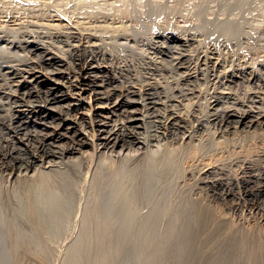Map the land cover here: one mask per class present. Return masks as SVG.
<instances>
[{"label": "bare ground", "instance_id": "bare-ground-1", "mask_svg": "<svg viewBox=\"0 0 264 264\" xmlns=\"http://www.w3.org/2000/svg\"><path fill=\"white\" fill-rule=\"evenodd\" d=\"M32 1L34 2L35 0H32ZM79 1L80 0L75 1V2H78V4L80 2L82 3V1H80V2ZM109 1L110 0H101V2L95 1L96 4L98 3V5H99V6L95 7V8L99 7L98 9H96L97 14H99L98 11H99L100 7L104 6L103 8H105L106 5H108L107 3ZM185 1H187V0H185ZM185 1L183 2L184 4L186 3ZM210 1H212V0H210ZM28 2H30V0ZM36 2H37V0H36ZM44 2H45V0H44ZM69 2L71 3V1H69ZM95 2H93V3L95 4ZM114 2H116V1H114ZM132 2H133V0H132ZM148 2L150 3L151 1H147V3ZM47 3H49V2H47ZM129 3H130V1H129ZM137 3H138V1H137ZM144 3H146V2H144ZM57 4H56V6H54V5H52V6L56 7V9L58 10ZM74 4L75 3H73V5ZM141 4L143 5V3H141ZM169 4H170V2H169ZM27 5H29V4H27ZM27 5H26V7H28ZM36 5H37V3H36ZM126 5H127V3H126ZM201 5H203V4L201 3ZM30 6H32V5L30 4ZM41 6H42V4H41ZM46 6H47V4H46ZM180 6H182V5H180ZM210 6H209V8H210ZM34 7H35V4H34ZM36 7H38V9H40L39 6H36ZM93 7L94 6H92V8ZM60 8L62 9V7H60ZM103 8H101V9H103ZM107 8H106V10H107ZM22 9H24V7ZM35 9H37V8H34V10ZM112 9L114 10L115 7L113 8V6H112ZM150 9H153V8L150 7ZM84 10H86V9H84ZM90 10H93V9H90ZM113 10H111L112 13H109V12H111L109 10V8L106 12L103 9L104 12L100 13V14H102L101 17H98L100 14L98 16L97 15L95 16L94 13L90 12L91 14H93L92 17L94 16V19H92L91 23L92 22H99L100 19H102V20L104 19L103 21L106 23L109 20V18H111V20H112V17H113V20L115 21L116 15L117 16L120 15V17L118 16L119 18H121L120 20H123V19H125V17H127V16L123 17L124 14H126L127 12L124 13L123 15L117 14V13L115 15V13H113ZM155 10H156V8H155ZM175 10H177V9H175ZM23 11H25V10H23ZM38 11H36V12L38 13ZM49 11L50 10H48V11L46 10V13H48ZM71 11H72V8H71ZM179 11H181V10H179ZM63 12L65 13V11H63ZM63 12H61L60 14H62ZM3 13H4V11H3ZM5 13H6V10H5ZM28 13H27V15H28ZM49 13H52V12L50 11ZM49 13H48V15H49ZM91 14H90V17H91ZM95 14H96V12H95ZM178 14L181 15L180 13H178ZM6 15H8V14H6ZM20 15H22V14H20ZM24 15H26V13H24ZM24 15H22V16H24ZM29 15H30V13H29ZM42 15H44V14H42ZM70 15H71V13H70ZM74 15L75 14H73V16ZM80 15H82V14H80ZM87 15H88L87 18H90L88 12H87ZM146 15H147V13H146ZM16 16H14V17H16ZM32 16H34V15L31 14V17ZM39 16H41V14ZM52 16H53V14H52ZM110 16H112V17H110ZM28 17H30V16H28ZM43 17H46V16H43ZM64 17L65 16H63V18ZM81 17H86V15L81 16ZM118 17H117V19H118ZM158 17H160V16L158 15ZM187 17H185V18L187 19ZM69 18H70V16H69ZM8 19H10L9 16H8ZM126 19H128V17ZM0 20H1V18H0ZM173 20H174V18H173ZM67 21H68V19H67ZM75 21H77V22L74 23V21H72V23H74V25L77 24L79 20H75ZM87 23H88V21H87ZM157 23H158V21H157ZM192 23H193V21H192ZM114 24L115 23H113L112 25L115 26ZM119 24H121V23H119ZM122 24H123V22H122ZM56 25H58V24H56ZM63 25H61V26H63ZM177 25H179V24H177ZM50 26H52V25H50ZM53 26H55V25H53ZM85 26L87 27V25H85ZM96 26L93 27L91 25L92 28H89V26H88V28L85 29L79 25V26L74 27L76 29V31H74L71 28L73 30V32H71L70 37L73 39V43L70 42L71 44L69 45V47L67 49L66 48H64V50H62L63 48L60 50L56 49L58 51L57 53L53 52L52 48H50L51 50L49 48H46V49L43 48V50H42V48L39 47L40 44H36L34 42L33 43H27V41L24 40V41H26V44H24L25 46H22L23 44H21V46L20 45L19 46L22 47L24 50H27V49L28 50H27V52H25L26 55L23 56V57H25V60H23V58H22L23 61L18 60V62L21 61V64L9 65L10 64L9 63L7 65L6 63H3V62L0 63V76L2 77L3 80H6V82L8 81V85H7L8 87L9 86L12 87V89L8 88L11 91L5 92L6 98L10 100L9 110H10V113L12 112V115L9 118L4 119V118H2L1 113H0V126L8 129V131H9V133H7L8 136L0 135V191L3 190V192H4L1 200H3L4 202L5 201L8 202L9 208L11 206V209H13V210H11V213L12 212L14 213V211H15L16 215L20 216V218L25 219L26 222L28 221L29 224L34 227V230L37 229L38 231L39 230L44 231L46 229V224H49L50 221H53L52 223H54V225L57 224V223L55 224L54 221H56L57 215H61L60 213H58L59 210H61V211L63 210V212H64L65 208L64 209H61V208L63 207L62 205L65 203L62 200L63 204L61 205V203L59 202L60 196H61V198H63L62 197L63 194L67 195V193L70 192L69 190H71L72 187H74V188L77 187V189H78V187H86V186L87 187L89 186L88 188L93 190V193H95L97 195L101 194V193L104 194L105 192H107V190H106L107 188L110 189L113 187L117 188L118 189L117 192L121 193L122 190H120V188L125 190L126 189L125 187H127L126 183L130 182L129 184H132L133 182H131V180L132 181L134 180V179H132V178H134V174L132 173L131 174L132 176H131L129 174L130 173L129 170L128 169L125 170V168H124L125 162L129 161V160L127 161V159L130 157H131V159L133 157H136L139 160V158H140L139 156L141 154H143L142 152H140V150H142V149L144 150L145 147L151 146L153 143H154V146H157V145H159L158 143H160V141L162 142L163 140H165V141H163V142H165V144H163V145H165V149L159 148V146L162 145V144H160L157 148L159 150H156V151L157 152L158 151L161 152L163 150L167 151V153L166 152L165 153H166V155H168V153H170L169 156L162 157L163 156L162 155L160 158L162 160H158L161 162L155 163L154 159H152V155H150V156L147 155V157H145V158L148 159V157H151L152 160L150 159L151 161L149 160V162L147 160L148 163H146V164L142 163L143 166L141 168L140 175L142 174L144 177L147 175L149 176V174H151L153 170H154V172H153L154 176L157 173H158L157 174L158 176H162L164 174H169V173L171 174V172L177 171V169H175V162L177 161V159L184 161L183 162L184 175L182 176L179 174L181 176L180 178H181V181L183 184V186H180V187L183 188L184 186H186V187L189 186V188H190V190H189L190 196L189 197H191V200L189 201L190 204H189L188 210H190L191 219H193V222L196 225V232H195L196 237L195 238L198 239L199 245L196 248L195 254L197 253L196 255H198L197 256V258H199L198 260L199 261L202 260V263H204L203 258H204V261H205V257H207V256L211 258V256H210L211 254L209 255V253H208L209 251L214 252V251H212L213 249H216V248L222 249L223 248V250L226 251L225 255L229 256V257L227 256L228 257L227 259L230 258L231 260H234V259L236 260L238 258H241L242 260L241 259L240 260L243 261L242 257H244L246 259V260H244V262L246 261L247 264H264V107H263V101H262L263 96L261 95L262 98L260 96V94H264V80H263L264 78L262 79L261 75L258 72H256L253 68H251L249 65H242V67L240 66V68L238 70L232 71L231 73L227 72L224 74V76H222L218 79H216L217 77L215 76L216 78L212 79V81H213L212 86L214 87V91L209 93L210 97L207 99L208 104L206 105L207 110L204 109L206 112L205 113L203 112V114H202L201 113L202 110H201V112L199 111L198 101H194V99H196V98L199 99V97L202 96V91L200 89V86L197 85V83H199L198 81L201 79V77L197 76L194 72H198V70L201 69L200 66H204L203 69L205 67H207L205 69L212 68L214 71V68L218 67L219 63H218V61H215V60L213 61L211 57H208L205 55L199 59L200 61L198 60V56H197L198 61H191L190 60V55H191L190 52H192V54H193V52H194L193 49L196 47V45L194 47V44L195 43L197 44L196 41H198L197 40L198 38L196 39L193 36L196 33H194L193 35H187L184 33L180 34L181 31H180V33H177L174 31H168V32H161L156 36L157 41L155 43V46H156L155 48L160 53H165V51H167V53L170 52V54H171L172 52L177 51V50L178 51L179 50L185 51L188 48L190 49V50H188L190 52L187 54L184 53V51H182V52L179 51L178 56L174 57V60L176 58L177 69H179V71L181 70V72H182L181 74H183V78L182 77L181 78L183 79V81H185V85L188 83L187 81L190 82V80L191 79L193 80V78H194V80H197V82L196 81L194 82V83H196V86H191L188 88L186 85L187 88L183 94H181V92H179V93L177 92L178 94L176 97L178 98V100L174 101L171 99L170 100L166 99L167 101L166 100L162 101L163 98L160 96V93H161L160 89H158L154 85L152 86L148 83H147V85H143V86L135 85V83H133V84H128V85L118 87L117 84L113 85L114 78H112V77L104 76V78L102 80H99L97 78L91 79L89 77L91 75L90 73L93 72V71H91L92 69L97 71L98 73H103V74L107 73L109 71L108 65L110 63V62L108 63V60L112 59V57H113L112 55H110V57H108V55H107L108 53L105 54L103 52L102 47H104V46H102L101 41L99 44L97 43L99 36L102 34L99 35L100 32L98 33V31H96V30H100L103 27L98 24L99 28L101 27L99 29ZM106 26H107V24H106ZM122 26L124 28L126 25L124 26V24H123ZM122 26H121V28H122ZM131 26H133V25H131ZM187 26H188V24H187ZM67 27H69V26L67 25ZM157 27H159V26L157 25ZM167 27H168V25H167ZM172 27H173V25H172ZM196 27L197 26H195V28ZM104 28H105V26H104ZM118 28L119 27L117 25V29ZM179 28H180V26H179ZM107 29H108V27L106 28V31L109 32V30H107ZM120 29H118V30L120 31ZM166 29H169V28H166ZM166 29H164V30H166ZM60 30H58L57 33H60L61 32ZM103 30L105 32V29H103ZM118 30H116V31H118ZM125 30L126 29H124V31ZM127 30H129V29L127 28ZM175 30H177V29H175ZM2 31H0V32H2ZM124 31H121L122 33L121 32L117 33V36H120L118 34L126 35V33L125 34L123 33ZM28 32H30V31H28ZM101 32H102V30H101ZM22 33H23V31H22ZM39 34H40V32H39ZM60 34H62V33H60ZM189 34H191V33H189ZM36 35H38V34H36ZM113 35H114V33H113ZM138 35H140V34H138ZM129 36L132 37L133 35H129ZM129 36H127V37H129ZM1 38H4V36L0 35V39ZM5 38H8V37H5ZM115 38H117V37H115ZM123 38H125V37L123 36ZM158 38H159V40H158ZM21 39H22V37H21ZM24 39H25V37H24ZM65 39H67V36ZM100 39H102V38H100ZM104 40H102V41H104ZM19 41H21V40L19 39L18 42ZM18 42H17V44H19ZM43 42H44V40H43ZM151 43H154V42H151ZM41 44H43V43H41ZM100 44L102 47L100 46ZM45 45H46V43H45ZM200 45L201 44L199 43L198 46L200 47ZM50 46H52V45H50ZM198 46L196 48H198ZM2 47H4V46H2ZM152 47L154 48V46H152ZM0 50H1V48H0ZM6 50H8V49H6ZM7 52H9V50ZM28 52L30 53V55L28 54ZM200 52H202V51H199L197 53H200ZM220 52H221V50H220ZM11 53H12V51H11ZM19 53H21V52H19ZM14 54H15V52H14ZM60 54H63V55H60ZM201 54H203V52ZM208 55H210V54H208ZM34 56L37 57V59H35ZM171 56H173V55H171ZM12 57H14V56H12ZM16 58H18V57H16ZM8 59H10V58H8ZM162 59H164V58H162ZM12 60H9V61H12ZM14 61L15 60H13V62ZM110 61H112V60H110ZM169 61H171V59ZM122 66H123V64H122ZM253 66H254V63H253ZM118 68H119V66H118ZM203 73H204V71H203ZM212 74H213V72H212ZM213 76H214V74H213ZM210 77H211V75H210ZM236 78H237V80H236ZM177 79H180V78H177ZM214 80L216 82H214ZM240 80L243 81V85H244V83L246 85V86L244 85L246 88L244 90L245 94L243 92L244 95L242 97H240L239 96L240 94H238L237 92L232 93L231 91L228 92L229 90L228 91L226 90V87L231 89L230 88V87H232L231 83L236 84ZM241 81H240V83H241ZM190 83H192V82H190ZM3 85H2V87H3ZM60 85H63L66 88V90L65 91L62 90V87H60ZM108 85H113L110 90H106L108 88L107 87ZM189 85H191V84H189ZM199 85H200V83H199ZM205 85H206V83H205ZM202 87H204V86H202ZM0 88H1V86H0ZM181 88H183V87L181 86ZM206 88H208V87H206ZM224 89L227 92H224L223 91ZM170 90H171V88H170ZM66 91L69 92V94H70L69 96H68V93ZM180 91H181V89H180ZM234 91H236V90L234 89ZM59 92L62 94H59ZM87 92H89L91 100L93 99L95 102L96 101H104V103H99V105L105 104L106 106H104L102 108H97V109H102L101 112H107V115H103L102 113H98V111H97V113L94 112L93 111L94 106L91 105V100H90V102H88L91 110H90L89 114H87L88 117H86V118H89V122H87V124H89L91 131H88L86 129V124L84 123V121H85L84 120V113L82 112L81 104L74 103V101H77L80 103H82V101H85L84 98H86V96H84L83 94H85ZM162 93H164V92L162 91ZM72 94L77 95V97L73 98ZM3 95H4V93H3ZM135 95H138L139 98L143 101L141 112L134 107V103H136V102H134V100H132V98ZM70 96L75 100H73L72 103L68 104V106H66L64 109H60L59 112H54L53 108L48 107V105H50L52 102H56L58 99H60L59 97H62L64 99L68 100L70 98ZM147 101H149V102H147ZM169 101H173V102L169 103ZM187 101H188V103H185ZM42 103H44V104H42ZM111 103L114 104L113 108L108 107ZM258 104H260V105H258ZM99 105H98V107H100ZM180 107H183L184 111L181 110ZM3 109L4 108L0 107V112L3 111ZM139 112L142 113V116L144 118L142 121V123H143L142 127L144 128L143 129L144 131H139L138 128H140V126L137 124H134L135 121L139 119V117L137 115V113H139ZM254 112H256V114H254ZM181 113H183L184 116ZM7 116H8V114H7ZM114 117H116V119H114ZM150 118L152 120H150ZM56 120H61V122H63V124H68V125L77 124V126L79 127V129L81 131V134H79V135L76 134L74 136H67V134L62 133V132L58 133V132L51 131L49 129L50 127L48 124L52 123ZM82 120H83V122H82ZM109 122L114 123V125H112L111 127H107ZM31 125L35 126L37 128V130H30L29 128H32V127H30ZM241 125H244L245 127H250V128L254 127L255 128V133L253 135H251L252 140H246V138L244 139V136L241 137L242 139H240V136H238L239 138H236L234 136H233L234 138L231 137L232 134L238 133V135H239V132H241L239 130ZM57 126L60 127L61 124H58ZM211 128H212V130L209 131V129H211ZM62 129L68 130L70 128L61 127L60 130H62ZM1 130H3V128H1ZM207 130H208V133L211 134V136L213 137V138L211 137V139L215 138V139H219V140H216L217 143L215 144V147L213 150L209 149V150H211V152L209 154H203L206 152L201 153V151H203V150H201V146H203V145H201L200 143H201V140L203 138L207 137L209 134L207 136L205 135V137H204V136H202L201 131H207ZM5 131H7V130H5ZM198 132L200 133L199 135H198ZM1 133H2V131H1ZM196 133H197V135H196ZM204 133L205 132H203V134ZM10 134H11V140L9 138ZM82 134H84V136H80ZM64 137L68 138L67 142H62V138H64ZM205 140H206L205 142L210 141L207 139H205ZM195 141H199V142L195 144L194 143ZM205 142H202V144ZM179 143H180V146L177 145ZM212 143H214V142H212ZM176 145L179 147H176ZM204 145H206V144H204ZM23 147H24V149H22ZM195 148H196V150H195ZM147 149H149L150 153L153 154V152L155 151L156 148L154 150H150V148H147ZM163 152H162V154H163ZM132 153H134V154H132ZM159 153H158V155H159ZM130 154H132V155H130ZM155 155H157V154H155ZM125 159H126V161H125ZM133 159H135V158H133ZM146 159H145V161H146ZM136 162H137V159H136ZM150 166L151 167L153 166L152 171H151ZM136 171H137V169H136ZM175 172H174V175H175ZM64 174H67L70 178L66 177L67 175L65 176ZM153 174H151V175H153ZM160 174H162V175H160ZM62 175H64L63 177H66L67 179L68 178L72 179L73 184H71L72 181H71V183H68L70 181L67 182L66 179H64L62 177ZM157 175H156V177H157ZM174 175H173V178H174ZM164 177H166V176L164 175ZM164 177H163V179H165ZM142 178L143 177H141V179ZM123 179H127L126 183H125V180H123ZM135 179H136V176H135ZM156 179H158V178H156ZM166 179H167V177H166ZM151 181H153V180H151ZM139 183H140V180H139ZM123 184H126V185H124V187H123ZM137 184H136V187H137ZM159 184H160V182H159ZM144 185H145V182H144ZM139 188H141V187H139ZM147 188H148V186H147ZM67 189L69 192L67 191ZM80 189L81 188H79V190ZM150 189L151 188H149V190ZM81 190H80V192H81ZM132 190H134V189H132ZM135 190H137V189H135ZM145 191H146V189H145ZM110 193H111V191H110ZM120 193H118V194H120ZM178 193H179V191H178ZM180 193H182L181 196H183V192H180ZM72 194H73V191H72ZM122 194H120V195H122ZM144 194H146V192L143 193V195ZM147 194H148V192H147ZM184 195H186V194H184ZM124 196L126 197V194ZM127 196L131 197L129 194ZM179 196H180V194H179ZM122 198H123V196H122ZM153 198H155V197H153ZM142 199H144V196ZM1 200H0V202H1ZM123 200H124V198H123ZM181 200H183V199H181ZM112 201L114 202V200H112ZM130 202H131V200H130ZM128 203H129V201H128ZM117 204H118V202H117ZM123 204L126 205L127 202H126V204L122 203V205ZM145 204H146V202H145ZM157 204L158 203H156V205ZM166 206H167V204H166ZM111 207H112V205H111ZM140 207H142V206H140ZM94 208H96V207L93 206V209L91 207L88 210V212L85 211V213H87V214L84 213L85 214L84 217H86V220H85V218H83V220H84L83 224L85 223L87 225V227L88 226L91 227V225L95 226V227H92L93 228L92 231L94 232L95 237H97L96 234L97 235L99 234L100 236H101V234H104L105 236H106V234H108V235L111 234V233H109V232H111L109 223H107L108 221H106V219H108V218L107 217L100 218L101 216H99L98 210H97V212H98L97 213ZM118 208H119V206H118ZM126 208H127V206H126ZM128 208H127V210H128ZM130 208H131V206H130ZM152 208L155 209L154 206H152ZM169 208L170 207H168V209ZM143 209H145V208H143ZM163 209H161V210H163ZM182 209H183V207H182ZM123 210H126V209H124V207H123ZM4 211H5V209H4ZM143 211H145V210H143ZM156 211L157 210H155V212ZM123 212H126V211H122V213ZM147 212H149V211H147ZM175 212H177V211H175ZM126 213H129V212L127 211ZM163 213H164V211H163ZM62 214L66 215L67 213H62ZM96 214H98V216ZM152 214L154 216V213H152ZM159 214H162V213L160 212ZM100 215H102V214H100ZM116 215H118V214H116ZM123 215H124V213H123ZM17 216L15 218L16 220L18 218ZM120 216H122V214ZM126 216H125V218H126ZM150 216H152V215H150ZM58 217L61 218L62 215L58 216ZM68 217H70V216H68ZM68 217H67V219H68ZM123 217L124 216H122V218ZM141 217H142V215H141ZM181 217H183V216H181ZM10 218L12 219V217H10ZM125 218H123V219H125ZM183 218H185V217H183ZM3 219H1V220H3ZM102 219H105V220L102 221ZM167 220H169V219H167ZM6 221H8V220H6ZM62 221L65 223L66 218H65V221L63 219H62ZM131 221L132 220H130V223L132 224ZM150 221H151V219H150ZM150 221H149V223H151ZM58 222H60V221H58ZM112 222H113V220H112ZM136 222H138V221H136ZM152 222L154 223V221H152ZM187 222H190V221H187ZM27 223H25V224H27ZM21 224L24 225V223H21ZM185 224H187V223H185ZM49 225H51V224H49ZM86 225H85V227H86ZM174 225H176V224L173 223V226ZM3 226H5V224ZM57 226H59V225H56V228H57ZM179 226H181V224ZM52 227H53V225H52ZM47 228H48V225H47ZM53 228H52V230L55 231V229H53ZM9 229H11V228H9ZM49 229H46V230L49 231ZM59 230H60V228H59ZM151 230H153L152 227H151ZM15 231H17V230H15ZM86 231H88V229ZM17 232L19 233L20 230ZM34 232H37V231H34ZM40 232H41L39 234L40 236L47 234V233H45L46 231L44 232L45 234H42L43 233L42 231H40ZM182 232L183 231H181V233ZM14 233H16V232H14ZM18 233H16V234H18ZM27 233H29V232H27ZM89 233L90 232H88V233L86 232V234H89ZM173 233H175V232H173ZM25 234H22V236ZM51 234H52V231H51ZM91 234H89V235H91ZM47 235H49V234H47ZM26 236H27V234H26ZM92 236H93V234H92ZM6 237H7V235H6ZM12 237L13 236H11V239H12ZM47 237L48 236H46V238ZM102 237H103V235H102ZM125 237H127V236H125ZM175 237H176V235H175ZM192 238H193V236H192ZM40 239H41V237H40ZM45 239L43 238V241ZM107 239H108V237H107ZM110 239H113V238H110ZM51 240H53V239H50V241L49 240L48 241L51 242ZM31 243L33 244V242H31ZM44 243H46V241ZM196 244H198V242ZM184 245H185V243H184ZM34 246H35V244H34ZM186 246H188V245H186ZM32 247L33 246H31V248ZM19 248H21V245H20V247H18V250H20ZM22 248H21V250H23L25 247L23 249ZM39 248H41V246ZM219 251H221V250H219ZM191 253H192V251H191ZM22 255H23V253L20 254V256H22ZM24 256H26V255H24ZM217 256H219V253ZM220 257L221 256H219V258H218L219 261L221 260ZM222 257H223V255H222ZM215 260H216V258H215ZM223 261H225V258ZM222 262L220 261V264ZM227 262H228V260H227ZM218 263L219 262H217L216 264H218ZM225 263H226V261H225ZM237 263L239 264L238 261H237ZM206 264H209V263H206ZM211 264H212V262H211ZM230 264H232V262H230ZM242 264H243V262H242Z\"/></svg>", "mask_w": 264, "mask_h": 264}, {"label": "rangeland", "instance_id": "rangeland-1", "mask_svg": "<svg viewBox=\"0 0 264 264\" xmlns=\"http://www.w3.org/2000/svg\"><path fill=\"white\" fill-rule=\"evenodd\" d=\"M28 1L29 0H26V1L25 0H8V1L7 0H0V10H1L0 11V18H1V20H0V31L3 30L2 32H0L1 33L0 35L4 36V38L0 39V48H1V50H0V53H1L0 54V63L3 62V63H6L7 65L9 63H10L9 65H13V64L19 65V64H21V61L18 62V60H22V58H23V60H25V57H23V56L26 55L25 52H27L28 49L24 50L20 46H21V44H23L22 46H25L24 44H26V41H27V43H33L34 42L36 44H40L39 47L42 48V50H43V48H45V49L46 48H49V49L52 48L53 52L57 53L58 52L57 50H60L62 48H63L62 50H64V48L67 49L69 47V45L71 43H73V39L70 37V35H71V32H73V30L76 31V29L74 27L80 25V26H82L83 28L86 29V28H88V26H89V28H92L91 25L93 27L97 25L96 27L99 28V26H98V24H99L103 28L100 27L101 28V29L99 28L100 30H96V31H98V33L100 32L99 35L102 34V35L99 36V39H98L97 43L99 44L100 41H101L102 46H104V47H102L101 44H100V46L102 47L103 52L105 54L108 53L107 54L108 57H110V55H112L113 57H112V59L108 60V63L110 62L109 65L107 64L109 66L108 67L109 71L107 73L103 74V73H98L97 71L92 69L91 71H93V72H91L90 73L91 75L89 76L91 79L97 78L99 80H102L104 78V76H109V77L114 78L113 85L117 84L118 87L119 86L128 85V84H133V83H135V85L143 86V85H147V83H148V84H150L152 86L154 85L156 88L160 89V92H161L160 96L163 98L162 101L166 100V99L167 100L171 99V100H174V101L178 100V98L176 97L177 94L179 92H181V94H183L187 87L189 88L191 86H196V83H194V82L195 81L197 82V80H194V78H193V80H194L193 81L191 79L190 82H192V83L187 81L188 83L186 84L187 85V87H186L185 81H183V79H182L183 78V74H181L182 73L181 70L179 71V69H177V64H176L177 60H176V58L174 60V57L178 56L179 51L182 52L184 50H179V51L177 50V51H174V52H172L170 54V52L167 53V51H165V53H160L155 48L156 47L155 43L157 41L156 36L159 33H161V32H168V31H174V32H177V33H180V31H181L180 34L184 33V34H187V35H193L194 33H196L193 36L196 39L198 38L197 39L198 41H196L197 44L195 43L194 47H195V45L197 47L199 45V43L201 44L200 47L199 46H198V48H196V47L194 48L193 47L194 48L193 49L194 50L193 54H192V52L188 51V50H190L189 48L187 50H185L186 52L184 51V53H186V54L190 52V54H191L190 55V60L191 61H198L201 57H203L205 55V56L211 57L213 61L215 60V61H218V63H219L218 67L214 68V71H213L212 68L205 69V68H207V67H205L203 69L204 66H200L201 69L198 70L199 73L198 72H194L197 76L201 77V79L198 81L200 83V85H199V83H197V85L200 86V89L202 91V96L199 97V99H197V98L194 99V101H198L199 111L201 112V110H202V112H201L202 114H203V112L204 113L206 112L205 110H207L206 109V105L208 104V100L207 99L210 97L209 93L214 91V87L212 86V83H213L212 79H215L216 77H217L216 79H218V78L224 76V74L227 73V72L231 73L232 71L238 70L240 68V66L242 67V65H249L251 68H253L256 72H258L261 75L262 79L264 78L263 77L264 76V0H234V1L233 0H212V1H210V0H198V1L197 0H192V1L191 0H187V1H185V0H169V1L168 0H146V1L145 0H141V1L140 0H135L134 1L133 0V2H132V0H123V1L122 0H110L107 3L108 5H106L105 8H103L104 6L103 7L101 6L100 9L103 8L105 10V12H106L108 10V8H109V10L111 11V10H113L112 9V6H113V8L115 7V9L113 10V13H115V15H116V13L123 15L124 13L127 12L126 14H124L123 17L127 16L128 19H126L127 17H125L126 20L125 19L120 20L121 19V18H119L120 15H118L119 17L116 15V19H115L116 22H115L113 20V17L110 16V17H112V20H111V18H109V20L107 21L108 23L107 22L105 23L103 21L104 19L103 20L100 19L101 21L99 20V22H92L91 23L92 19H94V16L92 17L93 14H91V13H94L95 16L96 15L98 16L101 12H104L103 9H101V10L99 9V11H98L99 14H97L96 9H98L99 7L95 8V7L99 6L98 3L96 4V2L97 1L101 2V0H91V1L90 0H80V1H82L83 4L80 1H79L80 2L79 4H78V2H75V1H78V0H74V1L73 0H62V1L61 0H54L55 2L53 0H45V2H44V0H42V1L41 0H37V2H36V0L34 2L32 0H30V2H28ZM46 1L49 2L50 4L47 3ZM69 1H71V3ZM114 1H116V2H114ZM129 1H130V3H129ZM137 1H138V3H137ZM147 1H151L152 3L151 2H150L151 4L149 2L147 3ZM184 1L186 2L185 4L183 3ZM35 2L37 3V5H36ZM93 2H95V4ZM144 2H146V3H144ZM169 2H170V4H169ZM45 3L47 4V6L48 5L49 6L47 7ZM73 3H75V4L73 5ZM126 3H127V5H126ZM141 3H143V5ZM201 3L203 5H201ZM27 4H29V5H27ZM30 4L32 6H30ZM34 4H35V7H34ZM41 4H42V6H41ZM56 4H57L58 10L56 9V7H54V6H56ZM26 5L28 7H26ZM52 5H54V6H52ZM180 5H182V6H180ZM22 6L24 7V9H22L23 8ZM29 6L31 8L32 7L33 8L31 9ZM36 6H39L40 9H38V7H36ZM92 6H94V7L92 8ZM209 6H210L211 9L209 8ZM60 7H62V9ZM150 7H152L153 9H150ZM34 8H37V9L34 10ZM71 8H72V11H71ZM106 8H107V10H106ZM155 8H156V10H155ZM84 9H86V10H84ZM90 9H93L94 11L90 10ZM175 9H177V10H175ZM5 10H6V13H5ZM23 10H25V11H23ZM46 10L47 11L50 10L52 13H49L50 12L49 11L48 12L49 15H48V13H46ZM179 10H181V11H179ZM3 11H4V13H3ZM36 11H38V13ZM60 11L61 12L65 11L66 14L64 12L62 14H60L61 13ZM28 12L30 13V15H29ZM87 12L89 14V17H90V14H91L92 18L91 17L87 18L88 17ZM95 12H96V14H95ZM24 13H26V15H24ZM27 13H28V15H27ZM70 13H71V15H70ZM109 13H112V11L109 12ZM146 13H147V15H146ZM178 13H180L181 15H179ZM6 14H8V15H6ZM20 14H22L24 16H22ZM31 14L34 15L35 17L34 16L31 17ZM40 14H41V16H39ZM42 14H44V15H42ZM52 14H53V16H52ZM73 14H75V15L73 16ZM80 14H82V15H80ZM128 14L129 15L131 14V15L129 16ZM62 15L65 16L64 17L65 19L63 18ZM85 15H86V17H81V16H85ZM158 15L160 17H158ZM8 16H9L10 19H8ZM14 16H16V17H14ZM28 16H30V17H28ZM43 16H46V17H43ZM69 16H70V18H69ZM101 16H102V14H100L98 17H101ZM117 17H118L119 20L117 19ZM185 17H187V19ZM173 18H174L175 21L173 20ZM67 19H68V21H67ZM75 20H79V21H78L77 24L74 25V23L77 22ZM72 21H74V23H72ZM87 21H88V23H87ZM157 21H158V23H157ZM192 21H193V23H192ZM122 22H123L124 26L126 25L124 28L122 26L123 25ZM113 23H115L114 24L115 26L112 25ZM119 23H121V24H119ZM56 24H58V25H56ZM66 24L70 28L67 27ZM82 24L84 26L87 25V27L86 26L84 27ZM106 24H107V26H106ZM116 24L119 27L118 29H120L121 26H122L120 31L117 29V25ZM177 24H179V25H177ZM187 24H188V26H187ZM50 25H52V26L55 25V26L52 27ZM61 25H63V26H61ZM103 25L105 26V28H104ZM131 25H133V26H131ZM157 25L159 27H157ZM167 25H168V27H167ZM172 25H173V27H172ZM179 26H180V28H179ZM195 26H197L198 28L197 27L195 28ZM107 27H108L107 30H109V32L106 31ZM127 28L129 30H127ZM166 28H169V29H166ZM103 29H105V32H104ZM124 29H126V30L124 31ZM164 29H166V30H164ZM175 29H177L178 31L175 30ZM21 30L23 31V33H22ZM58 30H60L61 32L60 31L59 32L62 33V34L57 33ZM101 30H102L103 33L101 32ZM116 30H118V31H116ZM28 31H30V32H28ZM121 31H124L123 33L124 34L126 33V35L118 34L120 36H117V33H120ZM39 32H40V34L42 36L39 34ZM24 33L25 34L27 33L28 35L26 34L27 35L26 36ZM113 33H114V35H113ZM189 33H191V34H189ZM36 34H38V35H36ZM128 34L129 35H133V36L131 37ZM138 34H140L141 36L138 35ZM23 36L25 37V39H24ZM66 36H67V39L69 41L67 39H65ZM123 36L125 38H123ZM127 36H129V37H127ZM5 37H8V38H5ZM21 37H22V39H21ZM115 37H117V38H115ZM100 38H102V39H100ZM17 39L18 40L20 39L21 41L18 42ZM24 40H26V41H24ZM43 40H44V42H43ZM102 40H104V41H102ZM158 40H159V38H158ZM39 41L41 43H43L44 45L41 44ZM17 42L19 44H17ZM151 42H154V43H151ZM45 43H46V45H45ZM50 45H52V46H50ZM2 46H4V47H2ZM152 46H154V48ZM6 49H8L9 52H7L8 50H6ZM220 50H221V52H220ZM11 51H12V53H11ZM199 51H202L203 54H201L202 52L197 53ZM14 52H15V54H14ZM19 52H21V53H19ZM28 54L30 55L29 52H28ZM208 54H210V55H208ZM11 55L14 56V57H12ZM60 55H63V54H60ZM171 55H173V56H171ZM197 56H198V60H197ZM16 57H18V58H16ZM8 58H10V59H8ZM162 58H164V59H162ZM12 59L15 60V61L13 62ZM35 59H37V57H35ZM170 59H171V61H169ZM9 60H12V61H9ZM110 60H112L113 62L110 61ZM253 63H254V66H253ZM122 64H123V66H122ZM117 65L119 66V68H118ZM203 71H204V73H203ZM212 72H213L214 76H213ZM210 75H211V77H210ZM177 78H180V79H177ZM236 80H237V78H236ZM240 81H238L236 84L235 83H231L232 84V87H230L231 89L226 87V90L227 91L229 90L228 92L231 91L232 93L233 92H237L238 94H240L239 96L242 97L245 94L244 90L246 88L245 87L246 85L244 83V85H245L244 86L243 85V81H241V83H240ZM204 82L206 83V85H205ZM214 82H216V81L214 80ZM1 84L2 85L4 84L3 87H2ZM189 84H191V85H189ZM7 85H8V81L6 82V80H3L2 77L0 76V86H1V88H0V107L4 108L3 111H1L0 113H1L2 118H4V119L9 118L12 115V112L10 113V110H9L10 100L6 98V94H5V92L11 91L8 88L12 89V87H10V86L8 87ZM113 85H108L107 86L108 88L106 90H110ZM181 86L183 88H181ZM202 86H204V87H202ZM60 87H62V90H64V91L66 90V88L63 85H60ZM206 87H208V88H206ZM170 88H171V90H170ZM180 89H181V91H180ZM234 89L236 91H234ZM226 90L224 89L223 91L227 92ZM162 91L165 94L162 93ZM2 92L4 93V95H3ZM66 92L68 93V96H69L70 95L69 92L68 91H66ZM243 92H244V94H243ZM59 94H62V93L59 92ZM83 95L86 96V98H84L85 101H82V103L74 101V103L81 104L82 112L84 113V120H85L84 123L86 124V129L88 131H91V128L89 127V124H87V122H89V118H86V117H88L87 114H89V112L91 110V108L89 106V103H88L91 100L90 99V94H89V92H87V93H85ZM261 95L264 98V94H260V96ZM72 96H73V98L77 97V95H73V94H72ZM168 96L169 97L171 96V97L169 98ZM262 96H261V98H262ZM59 98L60 99H58L56 102H52L51 103L52 105L51 104L48 105L49 108H53L54 109V112H59L60 109H64L66 106H68V104L72 103V101L75 100L71 96H70V98L68 97L69 98L68 100L64 99L62 97H59ZM263 98H262V101H263V107H264V99ZM132 100H134V102H136V103H134V107L141 112L142 102L143 101L139 98L138 95H135L132 98ZM147 102H149V101H147ZM171 102H173V101H169V103H171ZM99 103H104V101H96L95 102L93 99L91 100V105L94 106L93 111L96 112V113L98 111V113H102L103 115H107V112H101L102 109H97V108H102V107L106 106L105 104L99 105ZM185 103H188V101L185 102ZM42 104H44V103H42ZM98 105L100 107H98ZM258 105H260V104H258ZM108 107L109 108H113L114 104L111 103ZM180 109L184 111L183 107H180ZM140 112L137 113L139 119L136 120L135 123L134 122L133 123L140 126V128H138L139 131H144L143 130L144 128L142 127L143 126L142 121H143L144 118L142 116V113H140ZM6 113L8 114V116H7ZM181 114L183 115V113H181ZM254 114H256V112H254ZM114 119H116V117H114ZM150 120H152V119L150 118ZM82 122H83V120H82ZM112 122H109L107 127H111L112 125H114V123H112ZM58 124H61V126L58 127L57 126ZM48 125H49V127H50L49 129L51 131L58 132V133L62 132V133L67 134V136H74L76 134H78V135L81 134V131H80L79 127L77 126V124L68 125V124H63V122H61V120H56V121H54L52 123H49ZM0 127L3 128V130H1V128H0V130L2 131V133L0 131V133H1L0 135L8 136L7 135V133H9L8 129H6V128L2 127V126H0ZM30 127H32V128H29L30 130H37V128L35 126L31 125ZM61 127L70 128V129H68V130L67 129H62V130H60ZM5 130H7V131H5ZM210 130H212V128L209 129V131ZM239 130L241 131V132H239V135H238V133L237 134H232L231 137L234 136L236 138H239L238 136H240V139H242L241 137L244 136V139L246 138V140H252L251 135H253L255 133V128L254 127L250 128V127H245L244 125H241ZM203 132H205V133L203 134ZM199 134L200 133L198 132V135ZM201 134H202V136L205 137V135L207 136L209 133H208V130H207V131H201ZM196 135H197V133H196ZM209 135L207 137L203 138L201 140V143H200L201 145H203V146H201V150H203V151H201V153L206 152V153H203V154H209L211 152V150H209V149L213 150L214 147H215V144L217 143L216 140H219V139H215V138L211 139L212 136H211V134H209ZM80 136H84V134H82ZM9 138L11 140V134H10ZM205 139L210 140V141L205 142L206 141ZM67 140H68L67 137L62 138V142H67ZM163 141H165V140H163ZM162 142L160 141V143H158L159 145L162 144V145H160L161 147L159 145L154 146V143H153L152 145L154 147L151 145V146L145 147L146 150L145 149L144 150L142 149L143 151L140 150V152H142L143 154H141L139 156L140 157L139 160L136 157H133L135 159L132 158L133 159L132 160L131 157H130V158L127 159V161L128 160L129 161L125 162L126 161V159H125V161H124L125 162V165H124L125 167L124 168H125V170H127V169L129 170L130 173L129 172L128 173L130 175L132 173L134 174V178H132V179H134L135 181L131 180V182H133V183L129 184L130 182L126 183L127 179H123V180H125V183L127 184V187L129 186L130 188L129 187L128 188L125 187L126 188L125 190L120 188V190H122L121 193L117 192L118 189L114 188V187L110 188V189L107 188L106 189L107 192H105L104 194L101 193V194H98V195L93 193V190L88 188L89 186L88 187L86 186L87 188L86 187H78V189H77V187L76 188L72 187L71 190H69L70 192L67 189V191L70 194L67 193V195L69 194L68 196L63 194V196H62L63 198H61V196L59 197V202L61 203V205L63 204V201L66 204V205L63 204L62 205L63 207L61 206L62 207L61 209L65 208L64 212H63V210L62 211L59 210V212H58V213H60L62 215L63 218L62 217L61 218L58 217V216H61V215H57L56 216V221H54V222H55V224L57 223L56 225H59V226H57V228H56V225H54V223H52L53 221H50L49 224H51V225L46 224V229L50 228L49 231L46 230V229L44 231L43 230H39L38 231L37 229L34 230V227L32 225H30L28 221H27L28 222L27 223L25 219L20 218V216H17L15 211H14V213L13 212L11 213V210H13V209H11V206L9 208L8 202H6V201L4 202L3 200H1L2 196L4 194L3 190H1L2 192L0 191V200H1V202H0V210H1L0 211V221H1L0 222V264H31V263L32 264H194V263L195 264H206V263L211 264V262H212V264H216L217 262H219L218 264H220V261L222 262L224 260V258H225L226 263H225V261H223L221 264H230V262H232V264H234V263L238 264L237 261L239 262V264H242V262H243V264L244 263L247 264L246 261L244 262V260H246L244 257H242L243 261H241L242 260L241 258H238L239 260L238 259L231 260L230 258L227 259L229 256L225 255L226 251H224L223 248L222 249L221 248L220 249H217V248L213 249L212 251H214V252L209 251L208 253H209V255L211 254L210 255L211 258L207 256V257H205V261H204V258H203V262L204 263H202V260L201 261L198 260L199 259V258H197L198 255H196L197 253L195 254L196 248L199 245L198 239L195 238L196 237V233H195L196 232V225L194 224L193 219H191L190 210H188L189 209V204H190L189 201L191 200V197H189L190 196V193H189L190 188H189V186L188 187L184 186L183 187L184 189L182 187H180V186H183L181 178H180L181 177L180 175H182V176L184 175V172H183V170H184L183 169V162L184 161L177 159V161L175 162V169H177V171L176 172L174 171L175 175H174V172H171V174L173 173L172 175L170 173L169 174H164L167 177V179L162 174H160L162 176H158L157 175L158 173L155 174V176H154V174H153L154 170L152 171V169H153L152 167L153 166L152 167L150 166L151 167V171H152L151 174H153V175L149 174V176L147 175L148 177L147 176L144 177L142 174H141L142 176L140 175L141 168L143 166L142 163L146 164L151 159V157H148V159H146L145 157H147V155H149V156L152 155V159H154L155 163H160L161 162V161H158V160H162V159H160L162 155H163L162 157L169 156L170 153H168V155H166L167 151H164V150H163L164 152L163 151H161V152L160 151H158V152L156 151V150H159V149H157L158 146L161 149H165V145H163V144H165V142H163V143ZM198 142L199 141H195L194 143L196 144ZM202 142H205V143L202 144ZM212 142H214V143H212ZM204 144H206V145H204ZM177 145L180 146V143L177 144ZM177 145H176V147H179ZM147 148H150V150H154L156 148L155 151H154L155 153L154 152H153V154L150 153L149 149H147ZM22 149H24V147ZM195 150H196V148H195ZM162 152H163V154H162ZM158 153H159V155H158ZM132 154H134V153H132ZM132 154H130V155H132ZM155 154H157V155H155ZM136 159H137V162H136ZM145 159H146V161H145ZM147 160H148V162H147ZM135 168L137 169V171L138 170L139 171L137 172ZM64 175L66 176L67 174H64ZM64 175H62V177ZM156 175H157V177H156ZM173 175H174V178H173ZM135 176H136V179H135ZM140 176L143 177V178L141 179ZM66 177H69V176L67 175ZM66 177H63V178L66 179L67 182L70 181L68 183H71L72 179H69L70 177L67 179ZM163 177L166 180L163 179ZM156 178H158V179H156ZM150 179L153 180V181H151ZM139 180H140V183H139ZM144 182H145V185H144ZM159 182H160V184H159ZM71 184H73V181H72ZM126 184H123V187ZM136 184H137V187H136ZM147 186H148V188H147ZM139 187H141V188H139ZM79 188H81V189L83 188L84 190L80 189L81 190V192H80ZM149 188H151V189L149 190ZM132 189H134V190H132ZM135 189H137V190H135ZM145 189H146V191H145ZM109 190L111 191V193H110ZM72 191H73V194H72ZM125 191L131 197L127 196L128 194ZM178 191H179V193H178ZM137 192L138 193L140 192V193L138 194ZM145 192H146V194L143 195V193H145ZM147 192H148V194H147ZM180 192H183V196H181L182 193H180ZM118 193H120V194L123 193L124 195L126 194V197L123 194L120 195ZM179 194H180V196H179ZM184 194H186V195H184ZM116 195L117 196L119 195L120 197L119 196L117 197ZM122 196H123L124 200H123ZM143 196H144V199H142ZM153 197H155V198H153ZM129 199L131 200V202H130ZM181 199H183V200H181ZM112 200H114V202ZM128 201H129V203H128ZM117 202H118V204H117ZM126 202H127V204H126ZM145 202H146V204H145ZM122 203H125L126 205H124V204L122 205ZM156 203H158V204L156 205ZM166 204H167V206H166ZM111 205H112V207H111ZM117 205L119 206V208H118ZM93 206L96 207V208H94L96 212L98 210L99 216H101L100 218H102V217H104V218L107 217L108 218V219H106V221H108L107 223H109V226H110V229H111L110 230L111 232H109V233H111V234H109V235L106 234V236L104 234H101V236L98 234L99 235L98 236L95 233L96 236H97V237H95L94 232L92 231L93 230L92 227H95V226L91 225V227H89V226L87 227V225L85 223L83 224V221H84L83 218H85V220H86V217H84V215L87 214V213H85V211L88 212V210L91 207L93 209ZM126 206H127V208L129 207L128 210H127ZM130 206H131V208H130ZM140 206H142V207H140ZM152 206H154L155 209H153ZM123 207L126 210H123ZM168 207H170V208L168 209ZM182 207H183V209H182ZM3 208L5 209V211H4ZM111 208L112 209L114 208V209L112 210ZM143 208H145V209H143ZM161 209H163V210H161ZM143 210H145V211H143ZM155 210H157V211L155 212ZM122 211H126V212L128 211L129 213L123 212L124 213V215H123ZM147 211H149V212H147ZM163 211H164V213H163ZM175 211H177V212H175ZM139 212L140 213L142 212V213L140 214ZM160 212L162 214H159ZM62 213H67V214L64 215ZM147 213L148 214L150 213V214L148 215ZM152 213H154V216H153ZM100 214H102V215H100ZM116 214H118V215H116ZM121 214H122V216H124L123 218H125V216L128 214L126 216L127 219L126 218H125L126 220L123 219L122 216H120ZM96 215L98 216V214H96ZM141 215H142V217H141ZM150 215H152L153 217L150 216ZM16 216L18 217L17 220L18 219L20 220V221L18 220L19 222L15 219ZM68 216H70V217H68ZM181 216H183L185 218H183ZM10 217H12V219ZM67 217H68V219H67ZM65 218H66V222L64 223L62 221V219L65 221ZM1 219H3V220H1ZM150 219H151V221H150ZM167 219H169V220H167ZM6 220H8V221H6ZM103 220H105V219H102V221ZM112 220H113V222H112ZM130 220H132L131 221L132 224L134 222L135 223L132 225L130 223ZM58 221H60V222H58ZM136 221H138V222H136ZM149 221L151 223H149ZM152 221H154L155 224ZM187 221H190V222H187ZM21 223H24V225L21 224ZM25 223H27V224H25ZM173 223H175L176 225L173 226ZM185 223H187V224H185ZM4 224H5V226H3ZM180 224H181L182 227L179 226ZM47 225H48V228H47ZM52 225H53L54 228L52 227ZM85 225H86V227H85ZM51 227L53 229H55V231L52 230ZM151 227H152L153 230H151ZM9 228H11V229H9ZM59 228H60V230H59ZM85 229L86 230L88 229V231H86ZM15 230H17V231L20 230V232L18 233ZM34 231H37V232H34ZM40 231L43 232L42 234L47 233L50 236L47 235V234H45L46 236H48L47 238H46L45 235H43L44 237L40 236L39 235L41 233ZM51 231H52L53 235L51 234ZM181 231H183V232L181 233ZM12 232L13 233L16 232L18 234H16V233L13 234ZM27 232H29V233H27ZM86 232L87 233L90 232L89 234L92 233L93 236H92V234L91 235L86 234ZM173 232H175V233H173ZM25 233L27 234V236H26ZM22 234H25V235L22 236ZM6 235H7V237H6ZM102 235H103V237H102ZM175 235H176V237H175ZM11 236H13L12 239H11ZM125 236H127V237H125ZM192 236H193V238H192ZM40 237H41L42 240L40 239ZM42 237L44 239L45 238L46 239L43 241ZM107 237H108V239H107ZM110 238H113V239H110ZM50 239H53V240H51V242H49ZM45 241H46V243H44ZM31 242H33V244ZM197 242H198V244H196ZM184 243H185V245H184ZM34 244H35V246H34ZM20 245H21V248L25 247L26 249L22 248L23 250H21V248H19L21 251L18 250V247H20ZM186 245H188V246H186ZM31 246H33V247L31 248ZM40 246H41V248H39ZM24 250L25 251L27 250V251L25 252ZM219 250H221V251H219ZM191 251H192V253H191ZM22 253H23V255L20 256V254H22ZM218 253H219V256H221L220 257L221 258L220 261L218 259L219 256H217ZM220 253L223 255V257H222V255ZM24 255H26V256H24ZM215 258H216V260H215ZM227 260H228L229 263L227 262Z\"/></svg>", "mask_w": 264, "mask_h": 264}]
</instances>
